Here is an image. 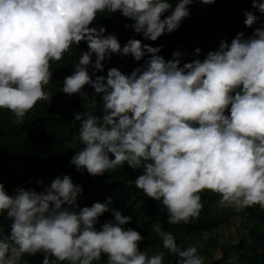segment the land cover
I'll return each instance as SVG.
<instances>
[{
	"label": "clouds",
	"instance_id": "1",
	"mask_svg": "<svg viewBox=\"0 0 264 264\" xmlns=\"http://www.w3.org/2000/svg\"><path fill=\"white\" fill-rule=\"evenodd\" d=\"M193 3L178 0L173 8L170 0H0V109L19 125L39 101L55 100L56 92L45 91L52 62L86 42L88 50L62 86L65 94L89 101L87 111L74 114L79 131L66 146L75 148L78 140L83 147L70 164L94 177L125 163L142 169L129 183L160 203L169 225L199 218L204 191L218 194L221 208L264 210V26L247 38L237 33L230 44L225 37L203 59L182 63L186 52L176 50L166 60L160 55L164 45L132 38L122 47L105 26L91 25L99 13L119 12L133 22L125 29L156 41L180 28ZM252 7L264 14V0H252ZM244 14L249 28L259 19L253 11ZM113 54L149 59L130 74L111 67L106 76L97 75ZM86 85L94 91L85 93ZM97 98L102 116L93 111ZM83 190L70 175L55 177L41 192L18 187L15 195L0 183V214L11 221L9 233L0 229V264H21L37 254L42 264H100L102 257L106 264H163L168 253L177 264H205L196 246H178L159 221L151 232L164 251L153 255L140 250L144 237L124 227L131 217L120 211L98 229L99 218L113 211L111 199L81 207Z\"/></svg>",
	"mask_w": 264,
	"mask_h": 264
},
{
	"label": "trees",
	"instance_id": "2",
	"mask_svg": "<svg viewBox=\"0 0 264 264\" xmlns=\"http://www.w3.org/2000/svg\"><path fill=\"white\" fill-rule=\"evenodd\" d=\"M170 2L174 8L178 0ZM189 7L191 15L183 20L180 28L173 33H165L156 41L145 40L143 35L135 33L134 29H125V24L133 22L119 12L99 13L91 26H105L106 34H115L122 47L132 38L153 47L164 45L160 55L166 60H170L176 50L186 52L187 54L182 57V63L197 58L203 59L209 51L216 50L225 37L230 44L237 33L244 32L247 38L256 28L264 26V14L252 7V0H216L209 5L194 0ZM245 10L253 11L259 18L251 28L244 24ZM170 13L171 10L168 14ZM196 48L201 49L199 55L195 54ZM87 50L85 42V47L73 49L71 56L66 53L60 62H52L53 77L45 91L51 94L56 92V98L53 101H39L26 114L23 124H15L13 114L6 109H0V183L5 185L7 192L15 195V190L21 186L41 192L50 186L55 177L70 175L74 184L83 186L84 190L78 199L81 207L111 199L110 208L113 211L99 218L97 228L112 220L114 211L130 216L131 222L124 227H131L141 233L144 240L139 244V248L141 251H147L149 255L164 251L161 239L151 232L156 221L161 223L165 231L173 233L181 248L193 246L195 238L206 233L212 234L222 225L229 224V213L214 214L213 209L218 204L220 196L213 192L201 193L204 206L199 218L192 219L189 223L169 225L167 212L162 209L160 203L144 195L134 183H129L143 174L142 169H133L125 163L115 170L105 172L103 176L94 177L86 170L77 171L76 167L70 164L72 157L83 147L78 140L75 141V148L66 146L78 135L80 121L75 119L74 114L78 112L83 114L87 111L89 101L79 94L71 96L65 94L62 86L65 77L74 71L79 55ZM95 58L93 55V62ZM147 59L149 56L136 61L132 56L122 57L113 54L110 61H105V70L96 74L106 76L107 70L111 67H119L125 74H130ZM89 71H92L91 68ZM83 91L90 94L94 89L86 85ZM97 99L98 107L93 111L96 115L102 116L103 101ZM41 180L43 184H38L37 182ZM241 212L246 217V229L240 232L239 241L224 242L221 245L222 255L215 259L211 258L209 263L205 261V264H236L232 255L237 258V264H264V210L257 205L242 209ZM10 224L7 214H0V229L9 233ZM199 254L201 255L200 252ZM42 260V254L26 255L21 264L23 261H28V264H42ZM106 260V257H102L100 264H106ZM177 260L175 254L168 253L163 264H177Z\"/></svg>",
	"mask_w": 264,
	"mask_h": 264
},
{
	"label": "rangeland",
	"instance_id": "3",
	"mask_svg": "<svg viewBox=\"0 0 264 264\" xmlns=\"http://www.w3.org/2000/svg\"><path fill=\"white\" fill-rule=\"evenodd\" d=\"M213 212L218 215H223L224 213L232 214L229 224L222 225L218 230L213 231L212 234L206 233L193 240V246L198 248L207 263L210 262L211 258L215 259L222 255V249L220 248L222 243H236L240 239V232L246 229L244 215L241 214V210L236 211L230 208H221L217 204ZM233 260L237 263L234 256Z\"/></svg>",
	"mask_w": 264,
	"mask_h": 264
}]
</instances>
